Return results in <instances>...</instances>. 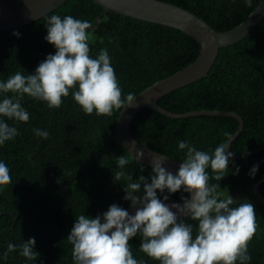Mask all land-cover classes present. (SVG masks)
<instances>
[{
    "label": "trees",
    "instance_id": "16d2710c",
    "mask_svg": "<svg viewBox=\"0 0 264 264\" xmlns=\"http://www.w3.org/2000/svg\"><path fill=\"white\" fill-rule=\"evenodd\" d=\"M164 1L185 7L215 29L226 31L239 25L261 0H252L251 7L244 0ZM103 11L94 0H67L33 22L0 32V80L16 72L33 73L48 54H54L55 48L44 39L45 21L50 15H71L89 22L90 55L94 57L107 48L122 95H137L191 64L200 54V43L182 30ZM14 30L21 33L19 38L13 35ZM157 103L173 112L235 111L243 117L244 129L232 142L231 150L242 154L264 146V19L244 39L221 47L208 76L162 96ZM22 105L29 121L16 123L19 135L0 147V160L7 164L11 176V182L0 190V256L9 243L17 245L0 264H73L72 245L66 238L76 217H95L113 203L129 207L130 201L123 199L124 184L135 182L141 175L149 177L152 166L142 164L116 142V122L123 107L111 116L85 115L71 94L63 98L58 109H49L44 102L27 96ZM5 119L10 126L14 124ZM34 128L46 130L48 138L37 137ZM238 128L239 121L233 116L176 118L151 107L140 110L131 125L139 142L180 160L183 152L178 150L179 140L201 150L215 149ZM120 155L129 160L124 169L116 164ZM257 164L259 169L252 177L250 170ZM237 167L238 175L233 174ZM121 171L124 175L115 179ZM228 173L220 182L210 183H220L218 191L230 193L236 204L254 205L257 227L248 242L249 264H264V200L255 192L256 183L262 180L264 196V149L243 159L233 158ZM180 197L178 191L170 199ZM33 237L36 258L28 261L19 255V245ZM129 243L135 259L159 264L138 250V236Z\"/></svg>",
    "mask_w": 264,
    "mask_h": 264
},
{
    "label": "clouds",
    "instance_id": "9594fccd",
    "mask_svg": "<svg viewBox=\"0 0 264 264\" xmlns=\"http://www.w3.org/2000/svg\"><path fill=\"white\" fill-rule=\"evenodd\" d=\"M244 3L252 6V0ZM45 26L44 39L53 45L54 54H48L33 73L16 72L0 80V147L19 135L16 123L30 119L22 105L25 96L44 102L49 109H58L63 98L71 94L85 115L97 116H111L135 100L131 93L122 95L107 48L100 49L94 57L90 55L88 21L71 15H50ZM13 35L19 38L21 33L14 30ZM5 118L14 124L10 126ZM33 132L43 139L49 136L39 128ZM231 141L229 137L215 149L201 150L189 141L179 140L183 158L176 172L163 166L162 158L154 157L149 177L141 175L135 182L124 184L123 199L130 201L134 214L113 203L95 217H76L66 238L72 245L73 264H144L134 258L129 243L137 236L141 240L138 250L159 264H249L248 242L257 227L254 205L236 204L230 193L218 191L220 183H210L220 182L229 174L234 157L228 151ZM143 156L144 152L138 151L139 161ZM116 164L124 169L129 160L120 155ZM258 169L259 165H254L250 175L254 177ZM233 174H239V167ZM123 175V171L118 172L115 179ZM128 180L132 181V177ZM10 182V169L0 160V190ZM178 191L182 204L165 203ZM35 245L34 237L25 240L19 245V255L34 260ZM16 250L17 245L9 243L0 259L6 261L8 254Z\"/></svg>",
    "mask_w": 264,
    "mask_h": 264
},
{
    "label": "water",
    "instance_id": "95a60500",
    "mask_svg": "<svg viewBox=\"0 0 264 264\" xmlns=\"http://www.w3.org/2000/svg\"><path fill=\"white\" fill-rule=\"evenodd\" d=\"M67 0H0V32L20 27L33 22L42 16L55 10ZM104 8L103 14L110 11L138 20L158 23L173 27L193 36L201 45L200 54L197 59L184 68L176 71L168 77L161 79L151 86L145 88L134 96L135 100L129 107L120 111L116 122L115 139L135 159L138 151H143L142 163L152 166L153 158L160 157L168 170L176 172L182 161L175 157L156 151L139 142L131 130V125L137 113L145 107H151L159 112L176 118H187L196 115H226L233 116L239 121L238 130L232 135L228 151L231 150L232 142L244 129L243 117L230 110L202 109L187 112H173L162 107L157 101L164 95L186 86L196 80L208 76L216 62L221 47L229 46L244 39L264 19V0L236 27L219 31L210 25L205 19L189 9L164 0H94ZM101 19L98 16L97 21ZM264 146L252 149L246 153H234V159H243L249 155L263 150ZM139 161V160H138ZM141 162V161H140ZM259 180L255 185V192L261 195ZM162 199V197H161ZM173 202L182 204L181 200L169 199L165 203ZM131 214L135 209L130 206L126 208ZM173 211H176L173 209Z\"/></svg>",
    "mask_w": 264,
    "mask_h": 264
},
{
    "label": "rangeland",
    "instance_id": "374dc122",
    "mask_svg": "<svg viewBox=\"0 0 264 264\" xmlns=\"http://www.w3.org/2000/svg\"><path fill=\"white\" fill-rule=\"evenodd\" d=\"M238 197H242L241 195H239Z\"/></svg>",
    "mask_w": 264,
    "mask_h": 264
}]
</instances>
